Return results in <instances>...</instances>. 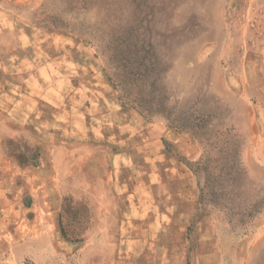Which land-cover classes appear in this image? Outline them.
Masks as SVG:
<instances>
[{
	"label": "rangeland",
	"instance_id": "rangeland-1",
	"mask_svg": "<svg viewBox=\"0 0 264 264\" xmlns=\"http://www.w3.org/2000/svg\"><path fill=\"white\" fill-rule=\"evenodd\" d=\"M263 172L264 0H0V264H264Z\"/></svg>",
	"mask_w": 264,
	"mask_h": 264
},
{
	"label": "trees",
	"instance_id": "trees-1",
	"mask_svg": "<svg viewBox=\"0 0 264 264\" xmlns=\"http://www.w3.org/2000/svg\"><path fill=\"white\" fill-rule=\"evenodd\" d=\"M126 54L125 62L120 65L114 54L111 52L110 54H106V64L110 79L115 88L120 92V97L126 99L128 103L134 105L135 108L139 109L146 116L163 113L160 106L153 102L148 94H143L137 89V85L142 84L147 79V76L143 75L144 69L147 66L152 67L156 63L152 62L147 56H142L139 62H136L133 54H129V51ZM152 85H155L154 81Z\"/></svg>",
	"mask_w": 264,
	"mask_h": 264
},
{
	"label": "crops",
	"instance_id": "crops-1",
	"mask_svg": "<svg viewBox=\"0 0 264 264\" xmlns=\"http://www.w3.org/2000/svg\"><path fill=\"white\" fill-rule=\"evenodd\" d=\"M259 176H261L263 178V180H264V172L261 175L259 174Z\"/></svg>",
	"mask_w": 264,
	"mask_h": 264
}]
</instances>
